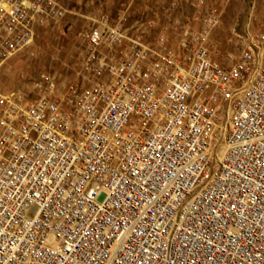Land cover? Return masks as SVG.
I'll use <instances>...</instances> for the list:
<instances>
[{
    "label": "built area",
    "instance_id": "built-area-1",
    "mask_svg": "<svg viewBox=\"0 0 264 264\" xmlns=\"http://www.w3.org/2000/svg\"><path fill=\"white\" fill-rule=\"evenodd\" d=\"M191 6L100 12L74 80L0 90V264H264V29L220 53ZM66 11L0 0V68Z\"/></svg>",
    "mask_w": 264,
    "mask_h": 264
},
{
    "label": "rangeland",
    "instance_id": "rangeland-1",
    "mask_svg": "<svg viewBox=\"0 0 264 264\" xmlns=\"http://www.w3.org/2000/svg\"><path fill=\"white\" fill-rule=\"evenodd\" d=\"M65 16L53 26L40 28L32 49L9 59L0 68V90H20L32 96V83L41 73L50 74L59 84L74 80L81 50L80 33L90 25V18L100 12L116 17L130 4L131 18L155 17V8L176 3L177 15L191 18L193 0H60ZM219 12V23L211 34L220 53L238 52L248 36L264 29V0H209ZM160 12V10H159ZM158 15V14H157ZM161 18V16H158Z\"/></svg>",
    "mask_w": 264,
    "mask_h": 264
}]
</instances>
